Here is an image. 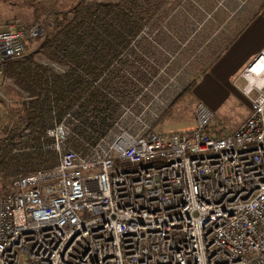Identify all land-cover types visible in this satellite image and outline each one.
<instances>
[{"label":"built area","instance_id":"2783aa9c","mask_svg":"<svg viewBox=\"0 0 264 264\" xmlns=\"http://www.w3.org/2000/svg\"><path fill=\"white\" fill-rule=\"evenodd\" d=\"M43 34L37 21L6 23L0 77ZM237 79L254 93L249 113L221 136L202 101L189 131H155L166 105L147 87V103L116 100L91 144L73 132L74 105L46 129L53 166L1 175L0 264H264V48Z\"/></svg>","mask_w":264,"mask_h":264},{"label":"trees","instance_id":"16d2710c","mask_svg":"<svg viewBox=\"0 0 264 264\" xmlns=\"http://www.w3.org/2000/svg\"><path fill=\"white\" fill-rule=\"evenodd\" d=\"M153 4L157 7L152 8ZM162 4L163 0H98L94 4L80 0L55 13L35 51L6 62L3 75L11 79L8 87L18 97L12 107L17 120L2 130L0 178L4 174L14 179L53 166L57 156L49 148L46 129L74 105L73 114L81 123L73 127L75 134L91 144L104 134L118 117L116 100L131 103L139 93L138 83L157 74L149 64L144 67V60L147 55L156 60L149 33L161 24L153 17ZM145 25L148 35H140ZM36 54L45 61H38ZM195 85L192 80L186 92ZM70 142L80 147L77 139Z\"/></svg>","mask_w":264,"mask_h":264},{"label":"rangeland","instance_id":"374dc122","mask_svg":"<svg viewBox=\"0 0 264 264\" xmlns=\"http://www.w3.org/2000/svg\"><path fill=\"white\" fill-rule=\"evenodd\" d=\"M78 1L80 0H0V29L6 23L16 20L24 24L37 21L46 29L47 23L58 10H68ZM84 1L94 4L98 0ZM262 2L264 0H163L153 17L161 24L158 29L155 26L149 33L150 40L156 42V60L150 55L144 60V67L149 64L157 74L146 83L140 81L139 86L141 103H147L152 98L149 90L154 96L162 94V102L166 105L162 107L159 101L157 103L160 113L154 122L155 131H189L194 126L193 111L199 101L212 110V125L220 136L232 133L236 125L246 118L250 96L254 93L250 96L244 94L241 89L244 82L237 79L245 64L236 57L229 58V50L204 76L202 73L213 62L209 61L211 54L219 52L216 55L213 53L219 57L224 51L227 37L235 31L234 25L243 22L246 15ZM151 7L157 6L153 4ZM163 11L166 14H161ZM44 34L28 41L30 43L23 56L35 51ZM144 35H148V30ZM135 43H130V46ZM253 46L252 42L245 47L247 49ZM244 50L243 48L242 51ZM138 51L143 54L142 49ZM36 55L38 61H45L40 54ZM192 80L199 84L186 92ZM11 82L4 75L0 77V137L6 124L17 120L12 115V107L17 105L18 97L8 87ZM147 87L148 90H145ZM177 98L179 99L175 101Z\"/></svg>","mask_w":264,"mask_h":264},{"label":"crops","instance_id":"0c3cea01","mask_svg":"<svg viewBox=\"0 0 264 264\" xmlns=\"http://www.w3.org/2000/svg\"><path fill=\"white\" fill-rule=\"evenodd\" d=\"M234 26L235 31L233 35H229V38L227 37L228 40L226 37H224L225 40H227V44L225 45V49L220 54V56L216 58L215 52H213L215 55L213 53L211 54L212 57L209 58V61L213 62L212 64H209L207 69L203 71V76L211 68H213V66L219 61L224 53L228 52L229 50L230 51L228 52L227 56L229 58L236 57L240 59L241 62L245 64V67L252 61L256 54L264 48V2L260 3V5L250 12L249 15H246L243 22H240V24H235ZM252 42L254 43V46L246 49L245 46L251 44ZM243 48L245 49L244 51H242ZM227 77L228 76L225 77V82ZM198 84L199 83L197 82L196 86Z\"/></svg>","mask_w":264,"mask_h":264}]
</instances>
